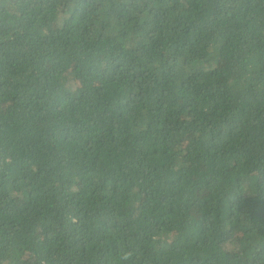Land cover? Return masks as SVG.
I'll return each mask as SVG.
<instances>
[{"label":"trees","instance_id":"1","mask_svg":"<svg viewBox=\"0 0 264 264\" xmlns=\"http://www.w3.org/2000/svg\"><path fill=\"white\" fill-rule=\"evenodd\" d=\"M0 264H264V0H0Z\"/></svg>","mask_w":264,"mask_h":264}]
</instances>
